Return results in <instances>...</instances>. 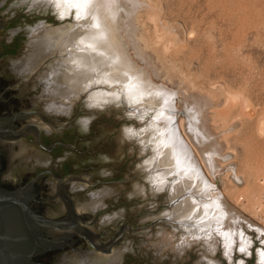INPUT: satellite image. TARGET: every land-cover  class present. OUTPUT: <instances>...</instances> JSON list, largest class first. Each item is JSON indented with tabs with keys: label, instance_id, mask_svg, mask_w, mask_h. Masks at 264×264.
Segmentation results:
<instances>
[{
	"label": "rangeland",
	"instance_id": "374dc122",
	"mask_svg": "<svg viewBox=\"0 0 264 264\" xmlns=\"http://www.w3.org/2000/svg\"><path fill=\"white\" fill-rule=\"evenodd\" d=\"M154 1L160 9L157 24L148 22L152 24L150 35L165 54L163 68H169L179 80L172 83L162 79L149 59L145 60L131 45L126 48L132 62L146 71L153 85L177 92L173 100L179 112L177 124L196 159L195 166L241 217L233 222L236 241L231 251L221 231L213 228L216 237L210 244L197 238L203 234L199 236L195 230L188 232L183 226L162 221L173 215L170 202L188 196V189L172 196L180 182V172L168 177L166 184L158 181L163 179L159 175L163 169L159 165V148L166 138L158 123L162 106H158L159 102L149 106L152 96L137 95L132 91L134 84H109L108 70L115 61L108 50L102 49L90 58L88 49L79 46L78 34L81 35L74 9L66 10L52 2L41 5L28 0H0L4 26L0 28V87L8 88L5 95L16 113L21 109L36 110L61 124L79 114L74 123V132L81 138L78 152L60 150L59 159L68 161L64 168L69 169V178L83 175L84 183L90 176L92 182H103L96 186L83 183L86 191L76 206L79 212L90 213L103 205L108 210L100 217L102 228L118 230L127 223L133 229L115 248L123 264H264V234L261 236L259 231L264 230V0ZM37 27L46 31L37 41L33 73L19 79L14 65L25 57L30 33ZM174 37L178 44H172ZM67 49L85 55L91 72L76 71L78 61L71 62L74 72L69 74L64 64ZM51 70L58 73L57 81L62 85L57 96L62 105L63 98L73 97L65 106L66 112L46 108V87L41 79ZM188 72L193 77L191 93L204 97L212 94L219 102L213 124L223 132L228 156L215 177L203 162L200 147L195 139L192 141L193 134L187 126L188 107L183 93H189L183 87L187 85ZM47 111L68 113L52 117ZM30 117L50 129L40 116ZM182 122L186 123L184 127H180ZM151 175L152 183L148 179ZM47 181L52 182L50 178ZM194 194L198 199L199 194ZM200 196L199 201H204ZM56 209L48 213L62 211ZM244 238L250 241L248 250H244Z\"/></svg>",
	"mask_w": 264,
	"mask_h": 264
},
{
	"label": "bare ground",
	"instance_id": "6f19581e",
	"mask_svg": "<svg viewBox=\"0 0 264 264\" xmlns=\"http://www.w3.org/2000/svg\"><path fill=\"white\" fill-rule=\"evenodd\" d=\"M28 1H34V3L37 2L41 5L49 4L52 2L59 7L64 6L66 10L74 9L77 12V21H79L77 29L81 35L79 36L78 34L80 44L79 46L84 49H88L86 50V54L90 55V58L96 57L97 52H100L102 49L108 50L109 54L112 56L111 58H113L115 61L114 66H112L113 64H111L112 68L108 70L110 72V79L107 78L109 84L111 86L114 83L127 85V83L129 82L130 85L134 84L132 86V88H134L132 89V91L137 95L142 94L146 96H152V98L149 100L150 102L148 103L147 101L149 106L152 102H157V105L158 102L160 103L158 106H162V110L160 109L159 111L160 118L158 119V123L160 122L163 129L165 130L164 134L166 138L162 134L165 140L163 145L161 144V147L159 148V151L161 153V160L159 165L160 167H163V169L159 167L160 169H162V172L159 175H162L163 179L158 178V181L159 184L162 183V181H165L166 184L168 177H171L172 175L180 172V175L178 176L180 179L178 180L180 182L174 187V191L172 190V196L174 197L176 193L179 194L180 192L186 191L188 189V196L187 198L185 197V200H181L182 198L177 197L176 203H174V209L172 210V217L176 219V221H178L183 227H185L188 232L191 230H195L197 235L203 234L202 236L199 235L200 237L197 238H200L207 243L209 242L210 244L216 237L214 229L221 231L222 235H220L222 236V238H224L223 241L225 242L226 247L229 248L228 251H231V247H233L232 245L236 241V235H233L236 231V225L234 223H236L241 217L239 216L238 212L228 206L222 194L218 191V188L214 184L209 183L203 176L201 170L195 166L196 159L195 157H193L194 155L192 154L191 148L182 138L179 125L177 124L179 112L174 109L173 103L174 97L177 95V92L169 90L163 85H153L149 81L146 71L139 69L135 65V63L132 62L126 48L128 45L135 47V49L142 55L145 60L149 59L155 65V70L160 71V77L162 79H167L172 83H177V75H175L174 72H172L169 68H163L165 63L163 60L165 54L163 50H161L160 44L156 43L153 37L150 35V26L152 24L148 22L152 21L157 24L159 17L158 9H160L159 3L155 2L154 0ZM43 31H46L44 27H37L36 29L31 31L30 39L28 41V50L25 53V57L21 61L15 63L14 71L17 75L16 77H18L19 79H24L26 78V76H28V74L33 73L31 72V66L33 64L34 54L37 50V41L39 40ZM127 40L129 42H127ZM178 42V38L174 37V41L172 42V44L175 45L178 44ZM81 45H84L86 47ZM78 50H81V48L78 47ZM60 53L63 52L60 51ZM64 54H66L67 56L64 64L69 67L67 68V72L69 74H72L74 72L71 62L78 61L80 67H76V71H86L88 73L91 72L89 71L91 70L89 69V64L84 61L87 60L85 55L75 54L74 51H71V49H67ZM94 62L96 63V61ZM61 69V67L56 68V71L59 72L61 71ZM56 71L51 70L45 78L46 80L41 79L43 80L46 87V103H48L46 104V108H59V111L66 112L68 110L65 106L71 103L72 99L70 98L73 97H68L69 99L63 98V100L65 101L63 105L61 99L57 98V96H60V93L62 92V85L59 83V81H57L58 73ZM113 71L115 75L112 74ZM117 71H119V74L117 73ZM102 77H104V75ZM192 78V73L188 72V75L186 77L187 85L183 87L184 91L187 92V94L189 93L188 95H185L183 93L186 101L185 103L188 107V115H186L187 126L189 127L190 132L193 134L191 135L192 141L195 139L198 147H200L199 154L201 153L203 162H205L207 169L215 177L216 173H219V171L223 170V164L228 156L226 152V146L222 137L223 132L219 130V127L213 124V121L215 120L218 113H216V111L218 110L219 102L217 101V97L212 94H210V96L208 97H204L201 95L197 96L194 93H191V90L193 88V86L190 85V83H192L193 81ZM23 81L25 82V80ZM112 87H114V85ZM49 98H51L52 100ZM19 117L24 120H30V117H26L24 115H19ZM45 123L49 125V128L53 126L50 123ZM181 124L182 125H180V127H184L186 123L184 124L182 122ZM40 126L44 129L46 128L45 130H49L46 126ZM32 134L36 135V130L34 128H32ZM191 160L193 163L191 162ZM193 160H195V162ZM182 165H186V167H183ZM188 165H191V167L187 168ZM185 168H187V170ZM75 181L76 180H73L70 184V187L73 191L80 187V185L78 186ZM80 182L83 181L80 180ZM84 186L85 185L81 186V189L82 187L84 188ZM65 191L66 186L63 185L58 186L55 189L58 197L64 195ZM55 192L53 191V193ZM195 192L198 193L199 196L201 195L200 197L203 198L204 201L200 202L199 196L197 195V199L194 194ZM94 197L95 196H92V199ZM49 214L51 216L58 215L55 214V212L52 213L54 215H52L51 213ZM203 214L205 216L201 218ZM248 224L251 223L249 222ZM250 226L253 225L251 224ZM208 228L212 229L208 231ZM259 231L261 233L260 235L263 236L264 230ZM46 232L55 241H60L62 238H65L69 235V233H56L51 229L46 230ZM247 239L246 241L244 240V250L249 249L250 241ZM263 239L264 238L262 237V240ZM261 255L264 259V250L263 252H261ZM119 260V252H114L112 255L106 256L97 255L94 253H82L79 256L65 257L62 259V262L60 264H118Z\"/></svg>",
	"mask_w": 264,
	"mask_h": 264
},
{
	"label": "water",
	"instance_id": "95a60500",
	"mask_svg": "<svg viewBox=\"0 0 264 264\" xmlns=\"http://www.w3.org/2000/svg\"><path fill=\"white\" fill-rule=\"evenodd\" d=\"M3 27V20H0V28ZM7 90L8 88L2 92V88L0 89V92H2L0 94V101H7L4 105L0 106L1 149L6 154L10 165H15L20 162L26 163L32 159H34L36 163H40L41 161L37 156V153L32 151L29 145H26L24 139H29L30 136L35 144L46 149L48 152H51L53 149L52 147L47 148L43 145L42 134L45 133L46 135H51L52 132H59L73 128L79 114L77 113L73 120L61 124L60 121L49 119L47 116L42 115L36 110L29 112L21 109L16 113L5 95ZM9 107L11 108L10 112L13 114L3 116V112H6ZM67 113L49 114L52 117H58L60 115H66ZM33 114L40 116L43 121L50 123L53 126L49 130H45L35 122H28L29 120H24L19 117V115L30 117ZM25 121L28 123L24 124ZM17 123L23 125L21 128H18L17 132H14V130L17 129ZM28 127L34 128L36 130V135L32 134V128ZM34 150L36 152H41L46 158L49 157L48 153L42 152L36 147ZM41 175L42 174H39L16 191L9 192L0 187V264H37L34 261L37 255L49 250L60 249L61 247L53 245L56 241L47 234L46 230L51 229L56 233H69L71 238L77 234H84L83 232L86 230L83 227L76 225V223L72 224L65 219L58 218L59 216H52L51 218L43 217L35 213L27 201L22 200L25 197L24 195L27 192V189L33 187ZM89 178L90 179L86 181L88 186H96L103 183L101 181L92 182V177L90 176ZM72 179L76 180L77 177L73 176L70 180ZM148 179L149 182L152 183L153 175L148 176ZM43 180L46 181L47 178H44ZM56 180L59 182L58 186H66L67 191L70 180L64 181L63 179L58 178ZM153 185L152 187H155ZM174 203H176V200L170 202L168 206L173 207ZM76 217L84 223V216L79 215V213L77 215V210ZM162 221L169 222L175 226H182L171 215H168V218H165ZM126 229L127 227L125 226L119 232L116 239L112 241L111 247L123 239ZM129 230L131 229L129 228ZM92 246L94 247V250H98L94 245ZM111 247L105 252L106 255L111 253Z\"/></svg>",
	"mask_w": 264,
	"mask_h": 264
},
{
	"label": "flooded vegetation",
	"instance_id": "af4514ba",
	"mask_svg": "<svg viewBox=\"0 0 264 264\" xmlns=\"http://www.w3.org/2000/svg\"><path fill=\"white\" fill-rule=\"evenodd\" d=\"M4 91L5 89L2 90V92ZM2 92H0V94ZM6 102V100L0 101V106L4 105ZM10 111L11 108H7L6 112H3V116L13 114ZM29 112H33V110H30ZM28 122L33 121L29 120ZM28 122L25 121L24 124H27ZM22 125L23 124L17 123V129H15L14 132H17L18 128H21ZM74 130L75 125L69 130L52 132L51 135L43 133L42 143L47 148L52 147L53 149L51 152H48L46 149L35 144L30 136L29 139H24L26 145H29L32 151L37 153V156L41 161L40 163H36V161L32 159L26 163L20 162L15 165H10L6 154L2 151V147L0 146V187L3 190L9 192L16 191L39 174H42L34 186L27 189V192L24 195L25 197L22 200L27 201L35 213L46 218L52 217L48 213L49 210L51 211V209L59 208L62 211L60 214L56 215L59 216L58 218L65 219L72 224L76 223V225L86 229L83 232L84 234H77L72 238L68 235L60 241L54 242L53 245L61 248L49 250L37 255L34 259L37 264H53L52 261L60 264L63 258L79 256L82 253H94L106 256L105 252L110 249L112 241L116 239L119 232L125 226L127 229L123 238L126 237L127 232L133 231L127 223L122 225L118 230L102 228L100 217L108 210L103 205L90 213L79 212L76 208L82 195L86 191L85 186L81 189V186H83L84 183L83 175L75 176L77 177L75 182L78 186L80 185V187L73 191L70 187L73 179L70 180L71 177L69 178V169L64 168L65 164L68 165V161L66 159L64 161L59 159L60 150L78 152L77 144L81 138L80 135L75 134ZM35 147L40 149L42 152L48 153L49 157L46 158V156L41 152H36L34 150ZM44 178H50L52 182L47 180L44 181ZM57 178L63 179L64 181L70 180L68 185L69 188L61 197H58L55 192L56 187L59 185V182L56 180ZM80 180L83 182H80ZM53 191L55 193H53ZM76 210L77 215L79 213V215L84 216V223L80 219H77ZM129 228L131 230H129ZM122 242L123 241L121 240L119 243L113 245L110 250L111 253L108 255H112L116 252L115 248ZM92 245H94L98 250H94ZM118 264H123L122 256L120 257Z\"/></svg>",
	"mask_w": 264,
	"mask_h": 264
}]
</instances>
